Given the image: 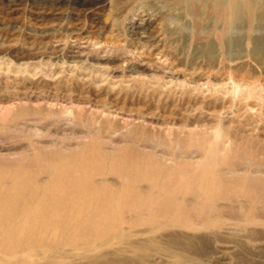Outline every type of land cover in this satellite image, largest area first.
Listing matches in <instances>:
<instances>
[{
    "label": "rangeland",
    "instance_id": "rangeland-1",
    "mask_svg": "<svg viewBox=\"0 0 264 264\" xmlns=\"http://www.w3.org/2000/svg\"><path fill=\"white\" fill-rule=\"evenodd\" d=\"M249 22L223 39L213 0H0V180L34 172L11 193L49 175L60 196L54 161L90 141L170 172L139 209L172 222L126 218L130 235L59 264H264V12Z\"/></svg>",
    "mask_w": 264,
    "mask_h": 264
},
{
    "label": "bare ground",
    "instance_id": "bare-ground-1",
    "mask_svg": "<svg viewBox=\"0 0 264 264\" xmlns=\"http://www.w3.org/2000/svg\"><path fill=\"white\" fill-rule=\"evenodd\" d=\"M213 6L223 22L220 34L223 39L242 15L247 14L249 21L254 23L264 12L262 0H213ZM132 147L111 153L102 151L101 145L90 141L70 157L54 161L55 166L63 170V182H67L60 196L52 192L47 182L49 175L43 185L34 184L30 191L21 194L11 192L21 188L24 178L32 179L34 172L30 170L26 175L28 169L21 168L4 174L0 180V261L4 264H59L60 257L70 251H80L82 257L87 250L96 251L111 243L113 238L130 235L119 225L126 218L125 222L132 228L146 222L148 227L140 230L145 234L155 232L161 223L172 222L169 218L145 217L139 209L147 204V197L151 199L163 193L167 185L164 179L170 172L164 164L134 150L135 145L134 149ZM245 197H250L249 192ZM129 201L133 202V208L123 211L121 203ZM211 207L214 206L211 204ZM105 211L110 214L108 219L104 218ZM106 222L113 225L99 232L101 227L109 226ZM171 240L175 247L184 242L179 238ZM97 257L95 264L117 263L108 254Z\"/></svg>",
    "mask_w": 264,
    "mask_h": 264
}]
</instances>
